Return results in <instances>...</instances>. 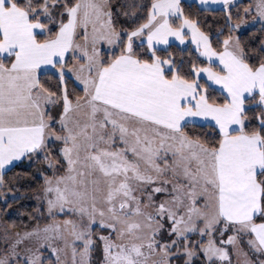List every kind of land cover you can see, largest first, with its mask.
Here are the masks:
<instances>
[{"label": "snow or ice", "instance_id": "snow-or-ice-1", "mask_svg": "<svg viewBox=\"0 0 264 264\" xmlns=\"http://www.w3.org/2000/svg\"><path fill=\"white\" fill-rule=\"evenodd\" d=\"M0 264H264V0H0Z\"/></svg>", "mask_w": 264, "mask_h": 264}]
</instances>
